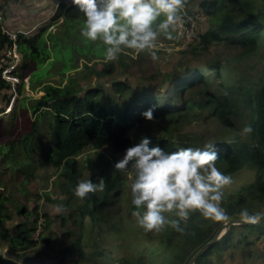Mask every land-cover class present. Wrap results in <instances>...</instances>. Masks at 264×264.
Returning a JSON list of instances; mask_svg holds the SVG:
<instances>
[{"label":"trees","instance_id":"trees-1","mask_svg":"<svg viewBox=\"0 0 264 264\" xmlns=\"http://www.w3.org/2000/svg\"><path fill=\"white\" fill-rule=\"evenodd\" d=\"M2 1L11 0H0V90H13L2 70L12 60L6 52L15 42L21 56L35 63L36 69L29 74V87L35 90L37 84H43V93L30 105L36 114L32 131L23 139L8 144L4 160L9 169L12 162L24 169L32 165L53 166L58 174L53 182L58 188V196L48 200L56 202L60 210H68V215L61 213L56 219L63 225L71 221L72 225L67 228V241L42 239L54 251V261L49 264H63L67 259H73L74 264H157V258L144 252L152 237L162 234L170 226L145 232L135 217L125 230L126 225L115 217L116 214L109 213V208L115 201L123 200L127 192V173L117 171L115 164L129 147L139 144L145 137L151 140L149 147L159 146L165 152L184 147L202 148L206 142L213 141L219 157L216 167L223 174L232 178L245 167L253 174L250 180L232 181L233 193L228 194L223 189L222 207L228 219L211 221L197 211L191 213L186 225L181 222L184 233L173 229L172 238L177 247L167 264H189L223 224L232 218H241L239 214L243 209L251 216L264 214V63L261 72L251 71L261 58L264 59V0H200L199 8L208 17V28L195 36L186 51L190 56L184 62L189 65L162 74V82L156 87L136 88L127 81L114 78L112 92L102 86L83 87L73 75H68L64 84H51L45 80L55 68L62 82L66 73L79 68L80 59H85L84 67L105 75V69H96L97 62L104 60V46L82 36L85 18L78 6L69 0H59L54 14L37 33L17 32L14 41L4 27ZM56 24L60 33L49 32ZM164 39L165 42L172 41ZM219 43L237 51L232 55H210L203 64L196 61L209 54L213 44ZM124 56V52L119 55V63ZM243 63L247 64L246 68H251L235 73L234 65ZM108 66L113 68L114 63L106 62ZM17 68L18 65L13 74L20 79L22 73ZM151 77L153 80L159 78L158 75ZM25 85L24 80L19 81L16 92H22ZM7 103L10 104L9 99ZM10 107L12 109L13 104ZM5 108L0 105V117L6 113ZM149 108L153 109L151 121L142 115ZM200 118L214 121L221 131L219 137L207 140L204 133L190 136L184 131L188 124ZM41 121L48 133L47 143L39 140ZM249 125L253 131L244 137L240 133ZM89 146L98 151L81 164L77 156ZM101 149L109 151L115 161ZM16 152L21 153L22 158L16 156ZM86 169L91 172L93 183L104 179L105 188L82 200L74 195V189L80 180H87L83 179ZM10 200L0 188V239L16 251L26 252L37 244L32 225L38 219L35 217L32 221L30 218L37 207L30 209L25 202L17 205V211L25 221L10 227ZM130 207L135 212L143 211L132 202ZM164 215L169 220L178 219L174 214ZM53 219L44 214L46 223ZM107 234L123 240L126 247L134 244L133 251L117 257L102 241ZM132 238H136L135 242H129ZM259 240H264V220L254 225L233 224L194 264H222V257L229 249H237L251 258V247ZM41 261L37 258L22 262L0 256V264H44Z\"/></svg>","mask_w":264,"mask_h":264},{"label":"rangeland","instance_id":"rangeland-1","mask_svg":"<svg viewBox=\"0 0 264 264\" xmlns=\"http://www.w3.org/2000/svg\"><path fill=\"white\" fill-rule=\"evenodd\" d=\"M58 1L59 0L2 1L1 8L4 13L3 23L5 30L15 32L16 34L20 31H28L31 35L37 33L42 25L48 22L54 14ZM69 2L72 3L73 1L69 0ZM199 2L200 0H186V4L179 13L181 18L173 26L178 38L171 42H165L163 37L159 38L153 49V51L157 53V59L153 60L151 55L147 52L136 53L132 50H125L124 54L126 56L122 58L123 60L121 59L120 63L118 60L119 57L117 60L111 61L114 63V69L111 66H108L109 68L106 67L105 59L101 62H97L96 69L99 71L105 69V75H98L91 71V69L84 67L86 61L85 59H80L79 68L66 73V78L62 80V82L61 76L56 72L55 68H53L54 72L45 80L51 84H64L68 80V75H73L83 87L102 86L110 92L113 90L112 80H114V78L127 81L130 85L136 88H142L146 85L155 87L160 85L162 82V74L182 68L183 65H189L184 62L188 60L190 56L186 51L189 49L190 44L194 42L195 36L199 33H204L208 28V17L201 12ZM184 15L186 17L191 15L199 17V21H197V24L193 28L190 37H182L178 34L179 23L182 22V19H185V21L187 20ZM49 32L55 34L60 33L58 24L50 27ZM210 50L209 54L196 61L199 64H203L204 60L210 55H232L233 52L237 51V49L230 48L223 43L213 44ZM19 56L21 61L17 64V69L22 73L23 77H20V82L22 80L26 82L25 88L22 92H19L18 90L16 95L14 90H0V105L6 107V113L0 117V188L3 189L6 195L11 199V204H9L10 217L8 219L10 227L17 222L25 221V217L17 211V205H21L22 202H25L30 209L37 207V211H34L30 217L32 221L35 217L38 219L37 222L32 225L35 227L33 237L37 240V244L26 252L20 253L0 239V256L6 259L22 262L33 261L39 258L42 259L41 263L49 264L54 261V258L52 257L54 251L49 248V245H47L48 243H45L42 239H66L67 241V228L72 226L71 221L66 225H63L59 219H56L61 213L63 215H68V210H60L56 202L48 200V198H56L58 196V188L53 186V182L58 174L55 172L53 166L37 167L32 165L28 166L27 169H24V167L19 168L15 162L11 163L12 168L9 169L4 160L8 144L23 139L32 131L36 114L31 110L30 105L34 99L38 98L43 93V84H37L35 90H32L28 85L29 74L36 69L35 63L29 58L25 59L20 53ZM257 57L259 56L257 55L255 60ZM263 63L264 59L261 58L256 68L251 69V71L261 72ZM246 66V63H243L241 66H237L236 64L234 65L233 70L235 73L240 74L242 71L251 68H246ZM152 75H158V80H153L151 77ZM14 96L16 97L14 98ZM8 99L10 104L11 102L13 103L12 109L9 108L10 104L7 103ZM40 124L43 130L40 128L39 140L43 143H47L48 133L44 128V121H41ZM216 126L217 124L214 121L203 120L200 118L188 124V127L184 131L190 136H197L204 133L207 135V140H210L211 138L214 139L220 135L221 131ZM244 137H246V135H244ZM97 151L98 150L94 147L89 146L77 156V159L82 164L88 157H93ZM100 151L115 161V158L112 157L109 151L105 149H101ZM15 155H20L22 158V154L19 152H16ZM125 173H127V192L124 194L123 200L115 201L114 205L109 208V213L114 212L113 214H116L115 217L120 219L122 224L126 225L125 230H127V224L129 225L130 220L135 218L133 215L135 211H132L130 207L132 199L130 184L132 182V177L129 172ZM90 177L91 172L87 169L84 170L83 179L89 180ZM252 177L253 174L251 170L248 167H245L241 168L240 171L232 176V181L240 183L242 180H245L246 178L250 180ZM225 190L228 194L233 193L232 183L225 186ZM44 214L51 215L54 218L53 221L46 223L44 220ZM39 219H42L40 220L42 221L41 224H39ZM172 231L173 228L170 226L165 232L152 237L149 243H146L149 248L146 249L144 254L149 257L151 255L152 257L157 258V264H167L176 251L177 242L172 238ZM135 240L136 238H132L129 242H135ZM141 240L143 239H140V241ZM102 241L105 242L107 247L113 249L114 255L117 257L122 256V253H131L133 251L132 247L134 244L130 247H126L123 245L124 241L114 234L104 235ZM251 249L253 252L251 258L245 257L237 249H229L222 257V264H264V240H259L251 247ZM215 261L220 262V260L216 259ZM63 264H74V260L67 259Z\"/></svg>","mask_w":264,"mask_h":264},{"label":"clouds","instance_id":"clouds-1","mask_svg":"<svg viewBox=\"0 0 264 264\" xmlns=\"http://www.w3.org/2000/svg\"><path fill=\"white\" fill-rule=\"evenodd\" d=\"M73 3L85 18L82 36L91 42L99 41L104 46V59L109 62L117 60L125 50L147 52L153 60L157 59L153 49L158 38L170 41L178 38L173 26L180 19L186 0H73ZM142 115L149 121L154 119L152 108ZM252 131L249 125L240 134ZM150 144L149 138H143L115 164L117 171L129 172L132 177L131 202L137 209H143L133 213L139 227L152 232L171 226L184 233L181 222L186 225L191 213L197 211L211 221L228 219L222 207L223 189L232 183V178L216 167L219 157L215 142L174 152L149 147ZM104 188V179L99 183L80 180L74 195L83 200ZM165 213L178 219L169 220ZM239 215L246 222L255 223L259 219L249 215L247 209Z\"/></svg>","mask_w":264,"mask_h":264},{"label":"built area","instance_id":"built-area-1","mask_svg":"<svg viewBox=\"0 0 264 264\" xmlns=\"http://www.w3.org/2000/svg\"><path fill=\"white\" fill-rule=\"evenodd\" d=\"M185 16V15H184ZM2 17V12L0 9V18ZM186 17V16H185ZM181 18V17H180ZM187 20L185 21V19H182V22L179 23V30H178V34L186 37H190L192 34V30L195 27V25L197 24V21H199V17L194 15L188 16L186 17ZM7 34H9L14 41H16L17 38V34L15 32H9L6 31ZM6 56L11 58L12 60L9 61L8 65L2 70V75L4 78H6L7 80H10L12 85H13V90L15 92L16 95V84L19 83L20 79L17 75L13 74V72L16 69L17 64H19V61H21V58L19 56V51H18V46L16 44V42L13 44V46L11 48H9L6 52ZM16 96H14L15 98ZM14 101V99H13ZM12 102L11 105L12 106ZM11 108V107H9ZM42 219H39V224L42 223V221H40Z\"/></svg>","mask_w":264,"mask_h":264},{"label":"water","instance_id":"water-1","mask_svg":"<svg viewBox=\"0 0 264 264\" xmlns=\"http://www.w3.org/2000/svg\"><path fill=\"white\" fill-rule=\"evenodd\" d=\"M264 220V214L261 215L259 217V219L255 222V223H252V222H246L244 221L242 218L240 219H235V218H232L230 220H228L225 224H223L217 231L215 237L210 241L208 242L207 244H205L195 255L194 257L190 260L189 264H194L196 262V260L198 259L199 256H201L208 248H210L215 242H217L219 239H221L225 233L228 231V229L230 228L231 225L233 224H258L260 223L261 221Z\"/></svg>","mask_w":264,"mask_h":264}]
</instances>
